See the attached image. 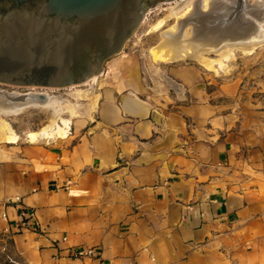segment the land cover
I'll use <instances>...</instances> for the list:
<instances>
[{"label": "crops", "instance_id": "crops-1", "mask_svg": "<svg viewBox=\"0 0 264 264\" xmlns=\"http://www.w3.org/2000/svg\"><path fill=\"white\" fill-rule=\"evenodd\" d=\"M140 67L108 61L64 136L0 143V232L33 264H264V60Z\"/></svg>", "mask_w": 264, "mask_h": 264}, {"label": "water", "instance_id": "water-1", "mask_svg": "<svg viewBox=\"0 0 264 264\" xmlns=\"http://www.w3.org/2000/svg\"><path fill=\"white\" fill-rule=\"evenodd\" d=\"M158 1L0 0V83L58 89L99 76Z\"/></svg>", "mask_w": 264, "mask_h": 264}, {"label": "rangeland", "instance_id": "rangeland-1", "mask_svg": "<svg viewBox=\"0 0 264 264\" xmlns=\"http://www.w3.org/2000/svg\"><path fill=\"white\" fill-rule=\"evenodd\" d=\"M189 1L190 0L158 1L154 6L148 7L140 25L125 41L121 50L109 58L103 67H105L108 61L120 58H125L126 60L128 59L130 62L132 60L137 61L138 64L141 65L140 68L142 71H145V69L151 70L152 64L158 61L171 62L159 60L155 56L153 49L161 48L158 46L163 45L162 43H164L163 40H165V32L168 31L172 24L176 23L175 17L169 15L171 10L181 2L182 5L184 4L183 2L186 4ZM256 1L257 0H214L213 4L204 9L205 11L202 10L200 12L208 14V17H211L213 22L219 24L232 25L234 22H236L233 25L240 27L248 22L247 24L250 23L253 25V23L257 21L264 20V2L259 0L257 1V4ZM250 12L251 14H249ZM253 15H256L257 17L255 16V18ZM258 16H261L260 18L262 19H259ZM188 17H185L181 22V28L187 32L188 36H191L198 32L203 25L200 23V21L197 22L199 20L197 16L190 17V15H188ZM160 19H164L163 23L154 28L153 26ZM187 27L188 31L186 30ZM209 55L213 56L211 53ZM256 60H264V43L255 47L251 52H240L238 50H234L230 57L223 61L222 66H215L213 69H207L203 67L196 60L190 57H181L178 59L179 62L193 64L199 67L205 73L212 75L214 74L216 76L226 74L240 75L243 70L246 71L250 68L248 67L250 62ZM145 64H148V66ZM100 77L101 75L97 77L94 83H91L88 80L85 83L79 85H72L58 89L38 86H13L0 83V143L6 142L7 138H5V136L8 132H13L16 135H19L31 131H40L44 127H50L58 123H62V118H67L69 121H71L73 117L79 116L82 111H87L84 109V107H87L88 110H93L99 97V88H97L96 84L98 78ZM78 90L81 92L83 91L84 94L80 95L79 93H76V95H73V93ZM17 94H26L27 97L25 98V101L30 102L24 105L18 104L16 106L15 104L6 100L7 98H5L10 95ZM48 97H51V101ZM55 99L57 104L53 105ZM61 101H63V103L59 104ZM45 103L48 105H45ZM49 103L52 104L49 106ZM2 126H4V128H2ZM55 135L58 136V134L52 133L49 136L41 135V137L49 138ZM0 264L33 263H29L28 261L19 257L11 246L9 235L0 232Z\"/></svg>", "mask_w": 264, "mask_h": 264}, {"label": "bare ground", "instance_id": "bare-ground-1", "mask_svg": "<svg viewBox=\"0 0 264 264\" xmlns=\"http://www.w3.org/2000/svg\"><path fill=\"white\" fill-rule=\"evenodd\" d=\"M213 1L211 0H190L186 4L185 2H183L185 5L184 4L181 5L182 3L181 2L179 5L175 6L171 10L169 15L175 17L176 23L172 24L171 27L168 29V31L165 32V40H163L164 43H162L163 44L162 46H158L159 48L160 47L161 48L153 49L155 56L159 60L174 61V60L180 59L181 57H190L196 60L203 67L207 69H213L215 66H218V67L222 66L223 61L229 58L234 50H238L240 52H251L255 47L264 43V20L257 21L253 23V25H251L250 23L249 25L247 24L248 23L247 22L246 24L240 27L233 25L236 22H234L232 25H225V24H219V23L213 22V20H211V17H208L209 16L208 14L200 12L208 8V6H210L211 4H213ZM261 1L264 2V0H261ZM249 14H251V12ZM188 15H190V17L197 16L199 18V20L197 18L198 20L197 22L200 21V23H202V25L204 26V27L202 26V28L195 34L192 33L193 35L191 36L189 35L190 37L188 36L187 32L181 28V22L183 21L185 17H188ZM260 17L259 19H262ZM163 21L164 19H160L157 23H155L153 27L154 28L158 27L161 23H163ZM186 30L188 31V27ZM189 30H190V27H189ZM210 53L213 54V56H210L209 55ZM95 77L96 76H93L89 80L94 79ZM48 98L51 101L50 99L51 97H48ZM6 100H8V98ZM54 101L55 102L53 103V105L57 104L56 99ZM28 102L30 101L24 100L23 102L17 101V102H11V103L17 106L18 104L24 105ZM47 103H45V105ZM61 103H63V101H61L59 104ZM51 104L49 103V106ZM58 110H59V107H58ZM61 120H62V123H58L50 127L49 126L44 127L40 131L28 132L29 138L33 140L41 135L49 136L52 133H56L58 134V136H64L66 134V127H68V122L64 118H62ZM2 128H4V126H2ZM5 138H7L6 141H14L16 140L17 135L13 132H8Z\"/></svg>", "mask_w": 264, "mask_h": 264}, {"label": "built area", "instance_id": "built-area-1", "mask_svg": "<svg viewBox=\"0 0 264 264\" xmlns=\"http://www.w3.org/2000/svg\"><path fill=\"white\" fill-rule=\"evenodd\" d=\"M21 215L23 216H27L29 218H31L33 216L32 211H27V210H21ZM77 256H89V255H93V249L89 248L85 251H77Z\"/></svg>", "mask_w": 264, "mask_h": 264}]
</instances>
